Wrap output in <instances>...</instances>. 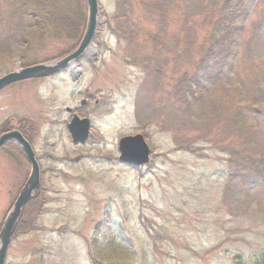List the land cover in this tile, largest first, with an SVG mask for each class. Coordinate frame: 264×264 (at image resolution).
<instances>
[{"label": "rangeland", "instance_id": "obj_1", "mask_svg": "<svg viewBox=\"0 0 264 264\" xmlns=\"http://www.w3.org/2000/svg\"><path fill=\"white\" fill-rule=\"evenodd\" d=\"M98 1V30L76 73L0 92V134L26 133L42 188L40 206L22 215L34 226L16 229L6 264H264V186L235 174L221 150L234 139L264 156V121L252 112L264 111V0H155L165 9L154 15L141 0ZM9 2L0 0L8 41L29 34L26 17L5 18ZM229 13L232 28L222 30ZM232 30L237 55L187 104L184 69L198 73L209 37ZM66 47L47 40L29 54L50 62ZM25 66L3 61L0 77ZM68 107L90 118L86 143L72 141ZM138 132L150 167L119 161V139ZM12 147L0 149V231L30 174Z\"/></svg>", "mask_w": 264, "mask_h": 264}, {"label": "trees", "instance_id": "obj_2", "mask_svg": "<svg viewBox=\"0 0 264 264\" xmlns=\"http://www.w3.org/2000/svg\"><path fill=\"white\" fill-rule=\"evenodd\" d=\"M141 1L150 14L154 15L158 14V12L163 13L165 9V3L155 0ZM241 1L242 0H237L236 3L229 1V3L232 5H239ZM11 14H17L21 20L22 16L28 19L29 26H27L26 29L29 31L28 35L30 38L27 37V35L20 38H12L8 41V39L2 40V36H0V64L3 61H12L15 57L22 59L23 66L32 64V58L34 56L30 55L29 52L35 51L38 47L45 46L47 40L66 41L67 47L61 53V55H64L76 48L86 30V0H10L5 18ZM222 17H224L221 24L222 30L224 28H232L231 24L233 20H231L232 17L230 13ZM224 22L227 23L223 25ZM236 28L240 30L243 26L238 24ZM117 34H119V32ZM222 34L226 37H222L221 34L217 36L213 34L209 37L211 45L207 53L198 63L199 72L190 75L186 68L183 71L184 77H181L178 81L177 84L181 85V87H179L180 90L186 87V91L189 90L191 93L192 99H183L187 104L195 100V97H204L203 94L205 91L207 92L206 86L213 84L212 81H220L225 72V67L230 65V58L237 55L236 49L234 48L235 51H233L232 45V43H234V35L231 36L233 30L231 33ZM131 36H133V34H131ZM226 38H228V41L223 42ZM160 45H165V43ZM167 50L175 51L174 48H168ZM182 68L183 67H180V69ZM0 71H2L1 67ZM188 108H190V106ZM252 112L255 114L254 119L257 120V122L264 121V111L255 107L252 109ZM239 124L240 122H238V125ZM24 134L26 135L25 132ZM222 142H224V140H222ZM238 143H241L244 147H239ZM248 148L249 146L247 144L232 139L221 150L231 153L227 159L231 165L240 167V170H237L235 174L241 172V177L244 180L255 183L258 187L261 186V188H263L264 156L258 154L252 155ZM12 151L18 152L17 155L21 154L18 147H12ZM241 157L243 158L242 161L239 160ZM150 166L151 163L149 167ZM40 196L41 191L35 198L28 202L24 210L26 211V209L31 206H40ZM32 221L33 220H24L22 218L17 229L32 228L34 226L32 225ZM109 249L115 251L117 247L114 244H109Z\"/></svg>", "mask_w": 264, "mask_h": 264}, {"label": "water", "instance_id": "obj_3", "mask_svg": "<svg viewBox=\"0 0 264 264\" xmlns=\"http://www.w3.org/2000/svg\"><path fill=\"white\" fill-rule=\"evenodd\" d=\"M86 3L88 11L86 30L76 49L60 59L28 65L1 76L0 92L18 82L54 76L67 68L71 69L72 65L76 64V61L80 59L92 45L100 20L99 1L86 0ZM84 103L85 100L82 101V104ZM68 111H72V109L68 107ZM91 127L92 123L90 118H82L74 113L68 123V130L73 142L85 143L90 136ZM9 142H13L21 148L30 163L31 171L1 228L0 264L6 263L9 246L24 207L34 198L41 186L40 166L30 142L19 130H11L0 135V148ZM118 144L120 152L119 160L122 163L133 167L149 164L152 150L142 133L123 136L119 139Z\"/></svg>", "mask_w": 264, "mask_h": 264}, {"label": "bare ground", "instance_id": "obj_4", "mask_svg": "<svg viewBox=\"0 0 264 264\" xmlns=\"http://www.w3.org/2000/svg\"><path fill=\"white\" fill-rule=\"evenodd\" d=\"M87 52L90 53V52H91V48H89V49L87 50ZM72 71H73L74 73L77 72V67H76L75 65H72Z\"/></svg>", "mask_w": 264, "mask_h": 264}, {"label": "flooded vegetation", "instance_id": "obj_5", "mask_svg": "<svg viewBox=\"0 0 264 264\" xmlns=\"http://www.w3.org/2000/svg\"><path fill=\"white\" fill-rule=\"evenodd\" d=\"M6 147V146H5ZM4 148V147H3ZM24 157H25V155H23ZM25 160L27 161V163H28V160H27V158L25 157ZM30 166V165H29ZM41 191V190H40ZM39 194V193H38Z\"/></svg>", "mask_w": 264, "mask_h": 264}]
</instances>
